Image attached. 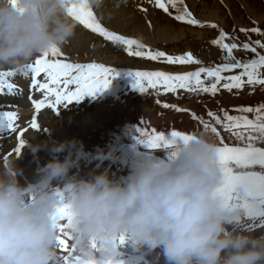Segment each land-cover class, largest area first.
<instances>
[{
    "label": "clouds",
    "instance_id": "9594fccd",
    "mask_svg": "<svg viewBox=\"0 0 264 264\" xmlns=\"http://www.w3.org/2000/svg\"><path fill=\"white\" fill-rule=\"evenodd\" d=\"M89 2L105 8V0ZM67 7L68 0H0V67L22 71L70 41L77 22ZM48 150L36 182L20 183L16 160L0 167V264H54L62 205L71 210L74 264H118L121 237L147 253L159 249L164 264H264V232L246 231L243 209L221 198L222 168L207 133L193 132L163 157L146 154L125 180L108 169L74 173L84 152L78 141Z\"/></svg>",
    "mask_w": 264,
    "mask_h": 264
},
{
    "label": "rangeland",
    "instance_id": "374dc122",
    "mask_svg": "<svg viewBox=\"0 0 264 264\" xmlns=\"http://www.w3.org/2000/svg\"><path fill=\"white\" fill-rule=\"evenodd\" d=\"M123 2L124 0H107L108 5L116 4L119 6L120 4H123ZM214 2L215 4H222L219 6L218 11H213ZM192 5L197 7L193 11L194 14H192L193 12L190 10L188 11L192 14V18L201 22L200 24L193 25L187 23L186 21L177 20L175 16L178 14V11H175L171 7L169 8L168 13H165L161 10V13L163 14L162 16L158 15L159 10L156 11V17L158 20H156V22L153 24H149L143 19L135 23V26L137 27H149L150 25L151 28H154L155 30L157 28L161 29L164 32V40L160 41L157 45L153 44V42H156V39L159 37L162 38L163 35L157 33L156 31L150 33V36L148 37L149 39L129 33H126L125 36L126 38L135 39L138 44L142 46V50H159L173 56H181L190 52L193 54L196 60L200 61L199 63L193 62L185 64H172L168 63L166 59L163 58L161 60L153 61L148 58L135 57L129 55L125 51L126 46L123 44H113L99 34L93 33L90 29H87L90 31V33H92V35L99 38V40H95L96 42L108 45L111 52H115V54H117V56H119L123 62L129 61L134 65L135 68H120L115 65L103 63L106 66L114 68L115 73H118V75L115 74L111 78V83L108 86L109 88L107 87L102 91H98L95 95H86L79 101H72L71 103L63 104L59 106L58 112H54L52 110L50 111V109L47 108L41 109L42 113L48 112L52 117L54 116L55 118H58L62 113L77 111L83 108H93L94 105H120L121 109H118L113 114L108 115L107 113V117L105 118L100 117V120L97 119V121L99 120L101 123L95 122L94 127L84 131L83 139L85 140L77 138L75 134V132L78 131V127H83V118H79L77 120V125L68 126L63 129V131H61L62 133L59 136V141L63 142L65 140H75L81 143L84 148L83 154L78 157L77 164L72 170L74 173H78L80 176H88V174H90V172H94V170L96 173L103 171L104 169H108L109 175L113 179L125 180L132 171L134 164L146 154L151 153L155 156H165L168 149L163 147L158 149H150L138 141L137 135L139 134L136 132V126L138 125L148 130L155 128L158 132H163L166 135L170 134L171 131L174 130L187 132L188 134H192L193 132L207 133L214 141L216 146H223V144L220 142L221 137L224 138L223 142L229 146L242 147L245 145L249 133L243 128L237 129L235 135L231 134L230 132H224L222 129L218 128L217 130L220 132V136H217L210 130L204 129L203 125L198 120L193 118V113L197 114L198 116H204L205 121H208V111L217 112L222 116L223 112L220 110L224 109L233 116L248 115L249 119H255V113H242L239 111V109L249 106L256 107L260 103H264V88H260L258 86L257 90L254 92L249 89H233L229 91L222 87V81L221 84L218 85L217 92L213 95L211 93L203 92L198 94L190 93L186 90H178L177 92H164L159 88H149L144 93H141L138 89L133 87L135 77L134 75L129 74L131 71L159 70L177 74L196 71L200 67H216V65L227 62L226 50L223 49L221 45L213 43V41L220 38L221 31L227 34L226 38L222 40V43H237L239 45V47L233 51L232 55L238 60L247 61V59H249L251 53L243 50L242 47L243 43L247 42L249 37L246 35V33L240 32L239 29H251L254 26H259L262 30H264V17L263 19L261 17V15L264 16V0H203V2L199 5L197 3H192ZM183 7L185 6L183 5ZM198 11L200 12L201 16L199 15ZM212 16L223 21V25H221L219 20H213ZM212 25H216V27H213ZM250 39L252 41L257 39L264 40V37L256 33H251ZM166 40H168L169 43L165 44ZM158 46H164L162 47L164 49H156ZM257 51L264 52V50L259 48ZM65 57L72 62H96L91 60L80 61L67 54H65ZM35 58L36 57H34V59ZM34 59L29 63L34 62ZM10 69L0 71H7ZM239 71L240 69H234L231 72H222L221 75L227 77L238 74ZM29 74L30 76L27 77L24 76L20 71H17V75L11 77L10 80L16 84L19 90L24 89L21 91L25 97V103L28 108L34 110L35 108L29 100V94L33 93L31 95L37 99L42 98V96L41 94L37 95L39 91L33 89L30 86L31 73ZM202 78L205 80V83L209 85L211 82H213L212 78H208L204 74H202ZM20 80L23 81L22 84H24L25 81L27 86L22 85ZM27 88H30L29 93L26 92ZM13 98L14 94L13 96L0 94V105L10 106L0 108V111H14L17 113L16 110L18 105L9 103ZM166 104L170 106L165 107ZM171 105H175L176 108L185 109L186 111H177L176 108L171 107ZM32 115L33 113L29 115V122L23 128H28L34 134H37L40 132V130L29 128ZM66 133L68 135H66ZM10 138H14V134H11L10 137L5 139L3 135L0 134V142ZM36 141H40V138H37ZM25 146L28 147L26 142L24 143L23 148H25ZM256 146L264 147V144L256 142ZM0 149V153L1 151L3 152L2 147H0ZM41 151L46 152V147H42ZM100 151L112 153L110 159H97L96 154ZM13 153H16L14 149L4 153L1 156L3 163H5V159L7 160L8 157ZM58 155L61 159H63L65 153H60ZM51 158L52 156L48 160ZM85 158H88L89 162H85ZM28 159H30V157H27L26 160ZM27 163V166H24L26 170H23L22 172L20 171L18 173V179L21 184L36 182L40 178V169L47 162L41 160L36 164L34 161L32 162L31 160H28ZM245 230L249 231L247 229ZM250 232L254 234H260L261 232H264V229L255 228ZM65 238L68 239V237ZM69 243L71 246L73 241L70 239ZM63 255L64 253L59 250V255L55 258L54 264H64ZM153 258L162 259V261L156 264H164L163 255L159 249L147 253L130 245L127 241L121 245L120 261H122L123 264H155L152 262Z\"/></svg>",
    "mask_w": 264,
    "mask_h": 264
},
{
    "label": "snow or ice",
    "instance_id": "6c2138e0",
    "mask_svg": "<svg viewBox=\"0 0 264 264\" xmlns=\"http://www.w3.org/2000/svg\"><path fill=\"white\" fill-rule=\"evenodd\" d=\"M149 3L162 9L165 13L169 8L177 9L182 0H149ZM67 12L70 17L76 20L85 29H90L113 44H123L125 51L132 56L148 58L153 61L166 59L168 63L185 64L199 63L192 53H186L181 56L168 55L159 50H142V46L135 39L126 38L115 31L109 30L103 26L97 19L95 12L89 0H68ZM175 18L179 21H186L189 24H200L201 22L192 18V14L187 7H180ZM255 23V22H254ZM216 27V25H212ZM249 37L247 42L243 43V50L251 53L247 61L238 60L232 54L239 47L237 43H222L227 36L223 31L220 32V38L213 43L221 45L226 50L227 62L216 67H200L196 71L185 73H169L165 71H131L135 81L133 87L144 93L147 89H161L164 92H177L186 90L190 93H211L215 94L218 85L229 91L236 89H249L256 91L257 87L264 88V52H258L257 49L264 50V40L250 39L251 33H256L264 37V30L259 26L251 29H239ZM135 46V47H134ZM65 57L64 52L58 46H53L47 51L36 56L34 62L29 63L20 71L24 76L31 73V87L41 93L42 98L37 99L31 94L29 100L35 108V114L31 117L30 129H40L37 114H41V109H50L58 112L59 106L79 101L86 95H95L98 91L107 88L111 83V78L117 74L115 69L106 66L103 63H80L72 62ZM234 69H240L238 74L222 76V72H231ZM43 74V76H42ZM204 74L212 78L211 84L205 83L202 78ZM17 75V70L10 69L0 71V94L13 95L19 94L16 84L11 82L10 78ZM42 77V78H41ZM170 105H165L169 107ZM10 107L9 105H0V108ZM171 107L176 108L175 105ZM177 111H186L176 108ZM223 115L217 112L208 111V121L204 116H198L193 113V118L198 120L206 130H210L217 136H220L218 128L224 132H230L235 135L236 130L243 128L249 133L244 146H229L223 142V146H216L219 163L222 168V182L218 189L223 202L226 205L238 206L243 209L244 217L242 227L249 231L255 228L264 229V147L256 146V142L264 144V103L256 107H244L239 109L242 113H255V119H249L248 115L233 116L227 110L221 109ZM17 113L14 111H0V131L18 132L19 142L14 151L20 153L24 146L23 136L28 128L17 129L15 122ZM137 139L140 143L150 149L166 148L171 149L174 146L186 142L191 138V134L182 131H171L166 135L158 132L155 128L148 130L141 126H136ZM7 160L5 159V164ZM61 220L65 223L60 225L61 235L57 239V245L63 255L64 264H74L78 257L73 256L75 251L73 243H69L72 234L67 230L71 223V210L69 205H62L58 209ZM65 237H68L66 239ZM120 243H124V237L120 238ZM111 264V262H109ZM118 264H123L119 261Z\"/></svg>",
    "mask_w": 264,
    "mask_h": 264
},
{
    "label": "bare ground",
    "instance_id": "6f19581e",
    "mask_svg": "<svg viewBox=\"0 0 264 264\" xmlns=\"http://www.w3.org/2000/svg\"><path fill=\"white\" fill-rule=\"evenodd\" d=\"M202 2H203V0H182V4H178V8L174 9V10L178 11V9L180 7H183V5H184V6H187L188 10L193 12L194 9H196L197 7H194L192 5V3H197L199 5ZM220 5H222V4H215V2H214L213 11H218ZM226 5H227V3H226ZM226 5H223V6H226ZM93 10L95 12L96 17L102 23L103 26L107 27L109 30L117 32L120 35L125 36L126 33H129V34H134V35L139 36V37L148 38L150 36L151 32L156 31L157 33L163 35V37L161 36L162 38L159 37L158 39H156V37H155L156 42H153V44L157 45V44H159L160 41L164 40V32L159 28H157L155 30L154 28H151L150 25H149V27H146V26L137 27V26H135V23H137L141 19L146 20V22L149 24H153L154 22H156V20H158V18L156 17V14H157L156 11H158V10H159L158 15L159 16L163 15L161 13L162 9H159L155 5V3H149V0H124L123 4H120L119 6L116 4L115 5L109 4L108 5L107 0H105V8L102 11L98 10L95 7H93ZM213 11H212V13H213ZM212 13H211V15H212ZM193 14H194V12H193ZM199 15H200V12H199ZM208 15H209V13H208ZM212 17H213V20H219L218 18H214V16H212ZM212 17H211V19H212ZM261 17L263 19L264 16L261 15ZM219 21L221 22V25H223V21H221V20H219ZM125 31H127V32H125ZM176 33H177V31H176ZM192 34H193V32H192ZM197 34H199V33H197ZM177 35H178V33H177ZM182 37H184V36H182ZM95 40H99V38L92 35V33H90L89 30L85 29L82 25H80L77 22V29H76V33H75L74 37L70 41H68L67 43H65L64 45L59 46V47L65 54L72 56V58L80 60V61L91 60V61L106 63L109 65H115V66L120 67V68L134 67V65L131 64L129 61L123 62L119 58V56H117V54H115V52H111L108 45L98 43ZM169 40H171V39H169ZM166 43H169L168 40H166L165 44ZM162 47H164V46H158V47H156V49H164ZM6 69H10V67H0V70H6ZM117 75H118V73H117ZM20 83L22 84L23 81L20 80ZM22 85L27 86V83L24 81V84H22ZM30 85H31V83H30ZM21 90H24V89H20L19 94H14V98L9 102V103H14V104L18 105V108L16 110L17 111V121L15 122L16 127L18 129L21 127H24L29 122V118H30L29 115H31V113H32V109L28 108L26 103H25V97L23 96V92ZM24 93H26V92H24ZM40 94L41 93L38 92L37 95H40ZM114 107H116V108H114ZM80 108H82V107H80ZM118 109H121L120 105H118V104H115V105L111 104V105H107V106H100V105L95 106L94 105L93 108H88V109L83 108V109L77 110V111H69L67 113H62L58 118H55L54 116L52 117L48 112H44V113L41 112V114H38V123L41 125V128L39 129L40 132L37 133L38 135L34 134L30 130H27L23 136V139L27 143L28 147L25 146V148H22L21 152L18 154H16V153L11 154L8 157L7 162L10 160H14V161L16 160V164H17L18 168L21 169V172L23 170L24 171L26 170V168L24 166H27L28 160H31L32 162L34 161V163H36V164L38 161H41V160L44 162H47L48 159L53 155L48 150V148L51 146L50 145L51 143L61 142V141H59V136L62 133L61 131H63V129H65L66 127L71 126V125H74V126L77 125L78 124L77 120L79 118H83L82 119V122L84 123L83 127H81V128L78 127V131L75 132L77 138L83 139L84 138V131H86L87 129H90L91 127H94L95 122H100L99 121L100 117L105 118V117H107L106 116L107 113H108V115L113 114ZM97 119H99V120L97 121ZM2 132H7V131H2ZM66 135H68V134L66 133ZM37 138H40V141H36ZM6 140L0 142V147H2V149H3V152L1 151V153H0V167H3L5 165V163H3V161L1 160V156L4 153H6L7 151L15 149V147H16L14 138L6 139ZM83 140H85V139H83ZM45 144L47 146H42V147H44V148L46 147V152L41 151L42 147L39 150H37L34 147L36 145H45ZM27 157H30V159L26 160ZM85 159H86L85 162H87V161L89 162L88 158H85ZM104 159L109 160L110 157L104 158ZM36 164H35V166H36ZM93 173H95V170H94V172H90V174H88V176L93 174ZM160 261H162V259H159V258H153V260H152V262H154L155 264L159 263Z\"/></svg>",
    "mask_w": 264,
    "mask_h": 264
},
{
    "label": "crops",
    "instance_id": "0c3cea01",
    "mask_svg": "<svg viewBox=\"0 0 264 264\" xmlns=\"http://www.w3.org/2000/svg\"><path fill=\"white\" fill-rule=\"evenodd\" d=\"M193 14V13H192Z\"/></svg>",
    "mask_w": 264,
    "mask_h": 264
}]
</instances>
